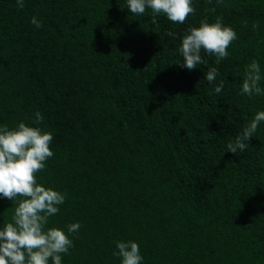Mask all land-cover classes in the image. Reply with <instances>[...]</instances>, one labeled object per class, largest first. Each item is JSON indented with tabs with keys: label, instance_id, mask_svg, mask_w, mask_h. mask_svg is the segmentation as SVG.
I'll return each instance as SVG.
<instances>
[{
	"label": "trees",
	"instance_id": "obj_1",
	"mask_svg": "<svg viewBox=\"0 0 264 264\" xmlns=\"http://www.w3.org/2000/svg\"><path fill=\"white\" fill-rule=\"evenodd\" d=\"M193 6L178 24L125 0H0V124L52 133L35 175L66 197L47 227L80 224L62 264H119L117 240L135 241L143 264H264V122L243 153L226 149L264 110V96L240 94L245 66L264 70V0ZM205 17L237 39L220 64L201 52L188 70L180 37ZM19 199L0 198V226Z\"/></svg>",
	"mask_w": 264,
	"mask_h": 264
},
{
	"label": "clouds",
	"instance_id": "obj_2",
	"mask_svg": "<svg viewBox=\"0 0 264 264\" xmlns=\"http://www.w3.org/2000/svg\"><path fill=\"white\" fill-rule=\"evenodd\" d=\"M221 2L216 0L218 4ZM15 3L18 8H23L25 0H15ZM125 3L132 14H144L147 8L153 16L162 14L178 24L195 12L193 0H125ZM29 22L36 28L41 27L35 15ZM166 35L176 39L175 32L169 31ZM236 39V31L224 24L221 17L211 23L205 17L198 26L189 27L186 34L180 37L177 52L182 57L181 66L192 70L206 63L201 52L214 56L218 65L229 55L227 49ZM219 75L217 67H209L203 75V79L212 85L211 91L217 95L225 84L223 78L217 80ZM262 82L264 70L257 59H252L244 68L240 94L249 99L264 96ZM33 116L35 124L43 120L39 111ZM261 122H264V110H257L234 139L227 143V151L237 155L243 153ZM52 139L50 131L30 126L23 120L11 128L0 124V198L11 202L21 198L14 208L11 222L0 226V264H62V254L67 255L73 247L70 237L79 231V222L69 223L64 229L47 227L49 217L60 211L66 194L38 183L35 175L53 156L49 146ZM115 249L113 256L119 258V264H143L135 241L117 240Z\"/></svg>",
	"mask_w": 264,
	"mask_h": 264
}]
</instances>
